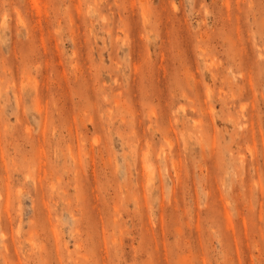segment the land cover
I'll list each match as a JSON object with an SVG mask.
<instances>
[{"label":"rangeland","instance_id":"1","mask_svg":"<svg viewBox=\"0 0 264 264\" xmlns=\"http://www.w3.org/2000/svg\"><path fill=\"white\" fill-rule=\"evenodd\" d=\"M4 262L264 264V0H0Z\"/></svg>","mask_w":264,"mask_h":264},{"label":"bare ground","instance_id":"2","mask_svg":"<svg viewBox=\"0 0 264 264\" xmlns=\"http://www.w3.org/2000/svg\"><path fill=\"white\" fill-rule=\"evenodd\" d=\"M150 172H151V171H150ZM49 173H50V172H49ZM50 183H51V182H50ZM49 186H50V185H49ZM50 187H51V186H50ZM52 189H53V188H52ZM31 223H32V220H31ZM18 227H19V226H18ZM1 228H2V227H1ZM17 229H18V228H17ZM31 230H32V229H31ZM33 230H34V229H33ZM3 232H4V231H3ZM33 232H34V231H33ZM17 233H18V232H17ZM30 233H31V231H30ZM34 233L36 234V232H34ZM32 234H33V233H32ZM33 235H34V234H33ZM28 236L31 237V235H28ZM29 237H28V238H29ZM37 237H38V236H37ZM37 237H36V238H37ZM3 238H4V237H3ZM36 238H35V240H36ZM5 240H6V238H5ZM29 240H31V239H29ZM29 240H26V241H29ZM31 241H32V240H31ZM29 242H30V241H29ZM29 242H28V244L30 245L31 242H30V243H29ZM34 243H36V242H32V245H34ZM32 245H30V246H32ZM32 248H33V246L30 247V249H32ZM3 261H6V260L3 259ZM7 262H8V261H7ZM4 264H5V262H4ZM7 264H8V263H7Z\"/></svg>","mask_w":264,"mask_h":264}]
</instances>
